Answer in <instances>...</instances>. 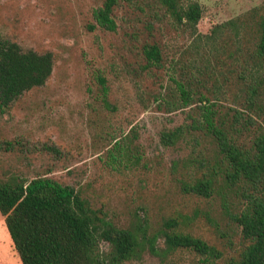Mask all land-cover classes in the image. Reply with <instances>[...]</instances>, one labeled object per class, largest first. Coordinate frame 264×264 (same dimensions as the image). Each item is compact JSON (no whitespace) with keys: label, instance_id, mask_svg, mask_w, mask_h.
I'll list each match as a JSON object with an SVG mask.
<instances>
[{"label":"rangeland","instance_id":"374dc122","mask_svg":"<svg viewBox=\"0 0 264 264\" xmlns=\"http://www.w3.org/2000/svg\"><path fill=\"white\" fill-rule=\"evenodd\" d=\"M177 1L201 4L200 33L237 19L240 36L228 29L216 49L211 46L210 64L199 58L195 63L190 29L161 0H122L113 12L115 31L101 27L94 16L104 0H0V36L55 56L44 86L25 92L10 108L0 107V179L47 175L78 189L102 224L142 228L148 240L158 237L164 248V223L175 219L180 231L217 250L212 255L179 248L159 256L147 243L140 259L125 264H227L248 243L224 209L225 203L235 211L244 204L243 184L228 186L221 179L223 187L211 197L181 188L183 180L201 176L218 157L211 136L194 130L177 145L165 146L161 133L190 123L188 113L200 115L196 103L175 111L167 107L178 94L168 70L183 66L184 74L205 81L192 78V86L197 97L215 102L218 118L231 124L236 109L242 111L238 141L253 145L264 115L248 111L238 71L255 63L264 0ZM149 44L161 48L164 67L148 64ZM249 113L255 124L246 122ZM0 264H22L1 212Z\"/></svg>","mask_w":264,"mask_h":264},{"label":"trees","instance_id":"16d2710c","mask_svg":"<svg viewBox=\"0 0 264 264\" xmlns=\"http://www.w3.org/2000/svg\"><path fill=\"white\" fill-rule=\"evenodd\" d=\"M121 1L104 0L103 5L94 10L96 21L101 27L111 31L117 29L113 12ZM161 1L167 5L177 22L190 29L195 63L199 58L210 64L211 46L217 47L228 29L233 30L238 37L242 32V22L231 19L216 24L210 33L202 34L198 31V25L204 10L199 2L182 4L177 0ZM257 32L253 50L255 63L242 66L238 77L246 85L248 111L262 112L264 115L261 103L264 88V13ZM145 55L150 66L164 67L159 45H147ZM179 63L180 60L177 65ZM194 66L197 67V64ZM54 67L53 52L23 49L18 42L0 36V107L10 108L25 92L44 86ZM172 67L168 75L176 85L178 94L176 99L166 101L167 107L175 111L196 103L200 115L188 113L191 122L163 131L161 143L175 146L188 133L200 130L214 140L218 155L214 162L207 163L201 176L191 181L183 180L181 188L186 193L211 197L223 187L221 179L228 186L243 184L244 204L235 211L225 203L224 209L241 227L248 243L238 257L231 258L227 264H264V125L260 126V133L251 147L242 145L238 141L240 129L236 125L243 117L242 111L236 109V121L231 124L225 118H218L215 102L207 95L197 97L198 92L192 86V78L201 84L205 81L198 76L184 74L183 66L180 71ZM247 116V123L257 122L252 114ZM117 139L116 142L119 141ZM6 144L12 147L11 142ZM50 147L57 150L54 146ZM201 163L206 166L204 159ZM0 212L22 264H125L140 259L147 243L151 252L159 256H166L179 248L193 249L200 254L217 253L216 248L206 240L180 231L175 219L164 223L165 228L160 234L165 239L164 248L158 246V237L148 240L142 228L135 230L110 223L102 224L78 189L47 175L0 179ZM103 244L109 248L104 249Z\"/></svg>","mask_w":264,"mask_h":264}]
</instances>
